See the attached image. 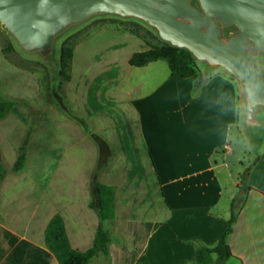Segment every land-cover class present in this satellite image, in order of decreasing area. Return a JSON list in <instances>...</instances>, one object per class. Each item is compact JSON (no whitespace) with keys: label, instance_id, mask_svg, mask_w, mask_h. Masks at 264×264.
Returning <instances> with one entry per match:
<instances>
[{"label":"crops","instance_id":"1","mask_svg":"<svg viewBox=\"0 0 264 264\" xmlns=\"http://www.w3.org/2000/svg\"><path fill=\"white\" fill-rule=\"evenodd\" d=\"M5 31L0 24V38ZM149 50L137 36L116 29L96 32L75 47L64 92L108 152L100 154L91 135L42 96L41 103L15 108L0 120V150L10 155L3 159L7 171L25 129L37 125L26 169L0 184V264H60L46 242L57 216L72 249H92L99 218L89 206L91 183L109 153L114 162L98 181L115 191L114 232L122 239L110 246V264H195L198 247L217 245L236 197L245 202L228 245L244 264H264V138L251 162L234 76L217 69L196 88L199 75L173 74L165 61L130 64L134 55ZM12 53L3 58L11 66L4 77L10 78L6 97L25 102L14 93L13 80L35 77L41 59L20 58L15 45ZM197 64L200 73L206 70ZM235 142L242 147L238 152ZM93 264L107 261L100 257Z\"/></svg>","mask_w":264,"mask_h":264},{"label":"water","instance_id":"2","mask_svg":"<svg viewBox=\"0 0 264 264\" xmlns=\"http://www.w3.org/2000/svg\"><path fill=\"white\" fill-rule=\"evenodd\" d=\"M0 0V24L28 54L46 63L57 40L99 16L137 19L208 71L224 69L241 83L245 126L264 132V76L248 60L264 51V0ZM236 28L238 33L227 35ZM262 117V119H260Z\"/></svg>","mask_w":264,"mask_h":264},{"label":"trees","instance_id":"3","mask_svg":"<svg viewBox=\"0 0 264 264\" xmlns=\"http://www.w3.org/2000/svg\"><path fill=\"white\" fill-rule=\"evenodd\" d=\"M194 5H198V0H194ZM109 20L102 18L96 29L92 32L81 37L82 33H78L64 39L59 46V58L57 60L58 76L64 79V82H68L70 79L71 65L74 55L75 47L81 43L84 39L88 38L90 34L95 33L100 28H116L122 32L131 33L138 38L146 39V35L141 34L142 25L139 22L128 20L123 22L121 27L117 25H109ZM111 23H115L114 21ZM108 24V25H107ZM235 28L227 30V34L235 33ZM151 38H154L150 35ZM64 36L59 38L63 39ZM150 47V50L144 53H139L133 56L130 64L135 67H143L155 61H165L168 63L173 74H180L183 78L189 79L199 75L196 88L206 84L212 76V72L204 70L200 73L197 60L193 54L185 49L177 48L169 43L163 42L159 38L158 44H150L146 42ZM63 85V84H62ZM60 84V86H62ZM58 98V96H56ZM58 110L61 111L68 118L77 122L88 134L91 135L92 140L96 143L100 149V154L109 151V146L105 140L97 134H94L90 129L88 123L80 116L75 114L69 107L67 100L64 104L61 98H58ZM14 106L13 102L3 101L0 99V120L6 118ZM31 133L28 134L26 142L19 148L18 156L12 170L7 171L5 165L0 161V184L4 181L8 174H19L23 172L27 167V147L31 138ZM108 154V153H107ZM106 156V155H105ZM114 154H108L106 157L101 158L98 162L97 168L94 172L91 183V199L90 209L94 211L99 218V228L96 234L94 246L87 252H78L70 246L64 223L61 217L54 218L52 223L46 232V242L48 247L57 257L60 264H93V262L102 257L110 264V246L113 244H121L122 239L116 236L114 232L115 221V191L111 187L104 186L99 183V175L102 171L110 167L114 162ZM250 169H247L241 176L242 182H244L250 173ZM247 191H252L250 188H246ZM244 198L236 197L231 205V216L227 222L225 229L222 231L218 243L213 248L200 246L197 249L195 256V264H214L215 257L218 258L219 264H244L243 261L234 256L230 246L228 245V237L233 233L234 225L238 219V216L244 206Z\"/></svg>","mask_w":264,"mask_h":264},{"label":"rangeland","instance_id":"4","mask_svg":"<svg viewBox=\"0 0 264 264\" xmlns=\"http://www.w3.org/2000/svg\"><path fill=\"white\" fill-rule=\"evenodd\" d=\"M197 6H199V4ZM102 18L109 20V23H108L109 25H117V26L121 25V27H126V26H123V22L128 21V20L129 21L133 20V21L139 22L142 25L141 34L143 36L144 35L148 36V37H146L145 40L142 37L141 40H143L145 43L149 42L150 44H155V45L159 43L160 37H159L158 32L154 28L148 26L147 24H145L144 22H142L140 20L125 19V18H121L118 16H113V15L99 16V17H94V18L90 19L89 21H87L86 23H84L80 26L72 28L71 30H69L68 32H66L63 35L64 36L63 39H61V40L58 39L56 47H55L54 60L50 63H46L39 54H28L25 51H23L22 48L17 43V41L6 30L5 31V32H7V35H5L6 37L0 38V49L2 47H4V50H3L4 55L5 56H8V55L12 56L13 55L12 51L14 50V45H15V47L17 46L18 51H19V53H17V56H19L20 58L28 59L30 62H34L35 60H38L37 58H40L41 59V63H40L41 67L38 68V66L35 67V66H30L31 64H27L28 67H31V68L35 67V70L38 69L37 72L35 73L36 76L33 77V75L22 74V76H20V78H21L20 80L18 78L13 80L14 93L21 95V97L23 99H26L28 101L24 102V101L16 100L13 98H8V97H6V94H8V89H7L6 84H8L10 78H7L6 80H4V77H6V75H8L9 70H7V69L10 68L11 66L6 64V61L3 60V58H5V56L1 55L0 56V99L3 101H9V102L14 103V106H13L11 111H14L15 108H17L19 111H24V110H20L24 107H27L29 109L31 104L33 105V104L41 103L40 101L42 100V97L44 98L45 104H51L57 109H58L57 104L59 101L58 98H61L63 100L64 104H66L65 100H67V98H66V95L64 92L65 82H64L63 78H60L58 76L57 60L59 58V52H58L59 46H60L61 42L69 36H72V35H75L78 33H82L81 37H83L84 35L92 32V30L96 29L98 26H102V24H98ZM113 21L115 23H111ZM109 29H116V28H103V29L100 28L98 31H95V33L99 32V31H103V30H109ZM95 33L90 34L88 36V38L92 37V35H94ZM237 33H238V30L236 29V32L234 34H237ZM234 34L232 33V34H229V35L227 34V35L232 36ZM150 35H152L154 38H151ZM88 38H86V39H88ZM86 39H84L83 41H85ZM10 50H12V51H10ZM201 66L204 67L203 65H201ZM233 78L236 82V85H237L239 93H240L239 99H240V104L242 106V109H241V123L242 124H241V129H240L241 135L245 139H248L251 143V148L249 151H250V154L252 155L251 162H253L255 159V156H256V152L258 151V144L264 138V132H257L256 130H254L252 128L249 129L247 126H245V123H244V120H245L244 90H243V87H242L241 83L239 82V80L236 77H233ZM36 84H37V86L33 88L32 85H36ZM60 84L61 85L63 84V85L60 86ZM37 93L39 96L36 95ZM56 96H58V98H56ZM67 103H68V100H67ZM69 107H70V105H69ZM20 115L28 118V116L26 115V112H22ZM34 118L36 119L35 116L32 119H34ZM260 119H262V117H260ZM36 129H37V125L35 126L31 122V125H29L27 130L25 129V136H24L25 140H24L23 144L26 142L27 136L29 133H31L32 137L34 136ZM0 130H1V127H0ZM236 134L237 133L235 132L234 137ZM32 137L30 138V141H31ZM233 139L235 140V138H233ZM19 140H20V138L15 139V141H17V142ZM30 141H29V143H30ZM0 143L2 144V141H0ZM233 145H234L233 149H235L236 152H238L242 149V147H240V145H237V142L233 143ZM8 156L10 158V155L5 154L4 149L2 147V150H0V161H2L3 164H4L3 159L7 160ZM9 162L10 161H8V163Z\"/></svg>","mask_w":264,"mask_h":264},{"label":"flooded vegetation","instance_id":"5","mask_svg":"<svg viewBox=\"0 0 264 264\" xmlns=\"http://www.w3.org/2000/svg\"><path fill=\"white\" fill-rule=\"evenodd\" d=\"M247 57L251 64L256 67L264 76V51H260L256 58L251 57L250 54H247Z\"/></svg>","mask_w":264,"mask_h":264},{"label":"built area","instance_id":"6","mask_svg":"<svg viewBox=\"0 0 264 264\" xmlns=\"http://www.w3.org/2000/svg\"><path fill=\"white\" fill-rule=\"evenodd\" d=\"M224 155H227V156L230 155L229 150H227V152H225Z\"/></svg>","mask_w":264,"mask_h":264}]
</instances>
